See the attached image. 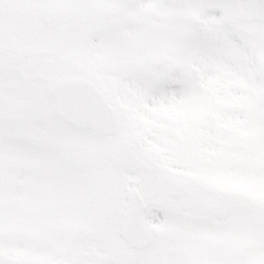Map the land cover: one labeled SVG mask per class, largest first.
Returning a JSON list of instances; mask_svg holds the SVG:
<instances>
[{
  "label": "snow or ice",
  "instance_id": "6c2138e0",
  "mask_svg": "<svg viewBox=\"0 0 264 264\" xmlns=\"http://www.w3.org/2000/svg\"><path fill=\"white\" fill-rule=\"evenodd\" d=\"M0 264H264V0H0Z\"/></svg>",
  "mask_w": 264,
  "mask_h": 264
}]
</instances>
